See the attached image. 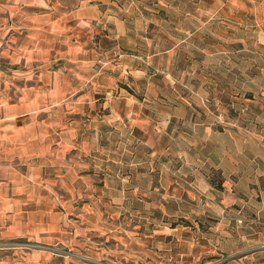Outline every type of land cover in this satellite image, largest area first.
<instances>
[{
  "label": "crops",
  "instance_id": "1",
  "mask_svg": "<svg viewBox=\"0 0 264 264\" xmlns=\"http://www.w3.org/2000/svg\"><path fill=\"white\" fill-rule=\"evenodd\" d=\"M222 7L0 0V264H264V90Z\"/></svg>",
  "mask_w": 264,
  "mask_h": 264
},
{
  "label": "rangeland",
  "instance_id": "2",
  "mask_svg": "<svg viewBox=\"0 0 264 264\" xmlns=\"http://www.w3.org/2000/svg\"><path fill=\"white\" fill-rule=\"evenodd\" d=\"M221 2L224 10L230 11L232 9H238L239 14L237 19L239 22L240 40L249 38L250 41L256 42V46L253 44L240 48L236 67L237 70H234L233 67V73L237 72L236 77L238 79L240 93L244 98H248L249 94H256L264 90V48L260 43V41H262V34L258 35L257 29L259 27L264 30V0H233V3H231L230 0H221ZM229 19L230 18H222V23H228ZM226 69H229V62L219 65L217 71V74L223 78L224 84L227 80V78H225L226 74H229V71ZM254 81L256 85L252 87ZM251 89H253V91H250ZM235 115H240V119L244 122V119L248 116L247 113L240 112H235L233 117ZM96 179L98 180L100 177ZM204 224L206 225L207 222Z\"/></svg>",
  "mask_w": 264,
  "mask_h": 264
}]
</instances>
